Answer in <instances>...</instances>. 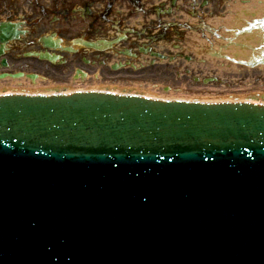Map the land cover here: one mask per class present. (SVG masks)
<instances>
[{
    "label": "water",
    "instance_id": "95a60500",
    "mask_svg": "<svg viewBox=\"0 0 264 264\" xmlns=\"http://www.w3.org/2000/svg\"><path fill=\"white\" fill-rule=\"evenodd\" d=\"M257 104L164 102L102 92L55 97L2 96L0 177L5 170L2 183L10 179L15 182L18 177V183L32 184L35 191L39 180L50 177L57 181L53 175L57 173L55 169L73 172L76 180L69 183L62 178L59 183L66 187H60L57 196L60 202H64L65 197L73 201L70 203L73 209L86 216L83 228L92 231L89 239L84 238V248L89 247L88 251L78 257L74 256L78 254L76 250L72 256L68 254L69 246L76 247V244L64 240L68 245L59 247L53 258L59 251L70 257L62 258L58 264H67L68 258L75 259L74 264H124V260L116 259L123 251L113 250L116 236L111 233L140 232L143 218L152 224V229L170 224L165 230L172 234L161 238L156 248L146 242L125 246V250L132 247V251L140 250L132 264H232L230 261L235 264L244 258L252 261L259 256L249 255L245 245L242 246L244 253L239 255L232 252L211 255L222 248H231L233 244L237 249V242L264 240V105ZM19 146L28 152L21 159L16 158L18 155L14 151ZM38 153L63 158L51 164L43 160L27 162L32 159L30 156ZM127 153L135 155L128 156ZM151 154H158L156 158L159 156L163 163L155 164L150 171H134L131 167L121 173L117 185L112 179L95 183L90 178L89 184L84 185L88 187L87 195L82 200H75L71 189L74 185L73 192L78 193L79 175L94 173L96 169L111 172L106 164H119V160L135 164L150 160ZM164 154L170 155L163 158ZM65 155L70 156L68 159L73 160L74 165L66 164ZM77 156H83V161ZM111 156L119 160H111ZM45 165L53 167L50 173L47 172L49 175L44 174ZM26 175L34 178L22 181L21 177ZM103 185L107 186L108 194L90 193L98 188L100 191ZM9 188V185L0 188V264L23 261L21 247L26 244L19 245L17 239L29 231L36 239L29 246H37L43 241L37 239L41 231L48 234L45 238L50 241L56 240L58 235L65 236L51 232L49 224L38 226L36 222L42 201L53 203L48 194L58 199L52 189L49 193L45 187L29 193L15 187L11 193L14 205H7L1 194ZM53 188L57 190L58 186ZM119 193L125 196L118 199L125 202V206L118 205ZM20 195L23 196L17 204L16 198ZM147 197L152 201L147 202ZM107 202L115 209L112 213L117 216H113H121L117 223L100 216L101 207ZM87 205L95 206L89 209ZM58 206L64 211L62 205ZM125 208L132 217L125 219V214L117 213ZM179 230L186 231L188 234L185 235L189 237L171 243L173 233ZM180 246L181 254L187 255L183 260L177 250ZM260 257L258 264H264V256Z\"/></svg>",
    "mask_w": 264,
    "mask_h": 264
},
{
    "label": "flooded vegetation",
    "instance_id": "af4514ba",
    "mask_svg": "<svg viewBox=\"0 0 264 264\" xmlns=\"http://www.w3.org/2000/svg\"><path fill=\"white\" fill-rule=\"evenodd\" d=\"M183 1L0 0V28L9 25L8 22L18 28L9 43L2 41L0 32V83L19 82L25 76H34L43 77L40 80L44 84L64 83L76 87L78 84L77 89H88L89 86H84L89 85L90 79L102 78L119 84L157 81L156 84L162 85L166 80L161 66L173 62L175 70L171 72L180 74L185 87L203 86L204 78L192 81L198 80L196 75H191L198 69L197 59L181 52L186 44H183L186 29L193 30L194 26L193 21L184 20L183 16L194 15L196 20L202 16L204 21H201L207 27L204 30L212 28L211 36L216 38L218 26L223 30V20L209 21V15L199 7L212 8L219 0ZM254 1L227 2L238 7L239 2L243 5ZM200 24L198 21L196 30L203 32L197 29ZM211 36L202 39L210 41ZM188 40L193 43L197 38L191 36ZM169 51L174 54L167 55ZM41 55L58 56V59L53 61ZM147 66L151 70L142 71ZM77 70L83 75H78ZM202 74L197 71V75ZM76 75L80 79H75Z\"/></svg>",
    "mask_w": 264,
    "mask_h": 264
},
{
    "label": "rangeland",
    "instance_id": "374dc122",
    "mask_svg": "<svg viewBox=\"0 0 264 264\" xmlns=\"http://www.w3.org/2000/svg\"><path fill=\"white\" fill-rule=\"evenodd\" d=\"M227 1L229 0H219V2L212 5V8L208 7V8L202 9L201 7H199L201 11L204 10L209 15L207 16L209 21L216 20V22L220 23V21L223 20L222 21V24L224 25L223 30H221L220 26H218L219 34L221 35V38H215L211 36L212 34L209 35V33H207L209 30L207 31L204 30L207 27L204 26L203 22L201 21L202 19L204 21V18L202 16L199 17L202 19L196 20L197 18L195 17L196 19H194V15L190 16V15L185 14V16H183L182 14L183 19L187 21H193L191 24L194 26H193V30L186 29L187 36L184 38V41H183V44L184 42L186 44H184L185 48H181V52H185L187 55L190 54L193 58L197 59L196 65L198 69L194 70L191 75L192 76L196 75L197 76L196 78H198V80L193 78L192 81L195 82V81H199L200 79L204 78L201 81L203 86L192 89V95H187L183 93V83H181L180 76L176 75V72L174 73L171 72L172 70H175V68H173L174 67L173 62L165 63L167 64L166 66H161L162 67L161 71H164V75H163L164 81L166 80L165 83H163L162 85L156 84L157 81H150L148 83L146 82V84L142 86L136 85L133 88H130V86H127L126 83H122V84L107 83L106 84V83H103L100 79H97V80L90 79L89 85H85L84 87L93 86L97 88L98 87L99 88H114V89L118 88L119 90H122L124 92L130 91L133 93L134 92L151 93V94H155L158 96H166V97H171V96L182 97L183 96V97L212 99V100H219V99H226V100L232 99L233 100V98L241 99V98H252V97H260V96L263 97L262 95L264 94V64L263 63L255 64V62L252 61V58L254 57H245L244 59L239 60L240 56L238 57L237 54L233 55L230 52L228 53L231 54L230 55L231 58L228 56L229 54L223 57H220V58L217 57L218 51L221 49V47H223L222 37L224 35L228 36L232 32V30L228 27V22L230 20V16H231L230 14L232 10H234L235 8ZM255 1L258 4L261 3L259 5L257 4V7L254 8L255 11L253 10L255 14H257L258 8L260 6H263L262 4H264V0H255ZM181 2H184V1L181 0ZM249 5H251L252 7V4H249ZM198 21L201 22V24L197 27V29H201L203 32L196 30L195 26L198 25ZM203 26L205 28H203ZM232 33H231V36H232ZM191 36L193 39L197 38V41L191 43L188 40L189 38H191ZM204 36L206 37L211 36L210 41L209 40L206 41L205 39L203 40L202 38ZM217 43L220 44L219 47ZM183 44L181 45L184 47ZM187 45L191 46V48L188 49V47H186ZM227 51L228 50L226 49V52ZM249 52L250 51H247V53ZM166 54L167 55L174 54V51H169ZM226 56L228 57L226 58ZM246 58H248L249 60H246ZM230 59L232 61H230ZM236 65L239 66L238 70L235 69ZM150 70H151V67L147 66L145 70H142V71L149 72ZM198 70H200L203 73L202 76L197 75ZM233 71H235L236 75L229 76V72L233 73ZM249 73H253L254 75H257L258 78H253L252 80H249V75H248ZM138 75H142V73L138 72ZM241 76H243L244 78H242ZM239 77H241V79ZM222 79L225 81L224 83L220 82ZM39 82H42V81H39ZM39 84L41 85L42 83H39ZM19 85L20 84L17 81H13V82L4 81L3 86H0V91L4 90V88L10 89L11 87H15V86L17 87ZM53 85H54L53 83H46L43 85V88L45 91H47L49 89V87L47 86H53ZM58 85H60L61 88L67 86L66 89L68 88L73 89V88L79 87L78 84H77V87L74 85H65L64 83H61ZM179 85H181V90L180 88H178ZM168 87H170V91L166 92L165 89H167ZM17 88L23 89L24 87L21 86ZM189 88L190 87L186 89H189Z\"/></svg>",
    "mask_w": 264,
    "mask_h": 264
},
{
    "label": "bare ground",
    "instance_id": "6f19581e",
    "mask_svg": "<svg viewBox=\"0 0 264 264\" xmlns=\"http://www.w3.org/2000/svg\"><path fill=\"white\" fill-rule=\"evenodd\" d=\"M238 5L240 6L239 8L235 9L232 14H231V18L228 22V27L232 30V36L231 33L226 36L224 35L222 37L223 42L222 45L223 47H221V49L218 51L217 57H223L227 54H229L228 56L230 57L231 54L233 55H238L239 60L240 59H244L245 57H254L252 58V61L255 62V64H264V56L260 55V51L258 49H254V47L258 46L259 48H261V51H264V23L262 25H258L259 30H252L248 29L247 26H244L248 21H250L252 19L253 16H257V17H264V8L263 6H260L258 8V13L255 14L253 13V8H245L241 6V3L239 2ZM255 14V15H254ZM8 24L10 25H3V27L0 28V32H1V38L2 41L5 43H9L10 40L13 39L15 32H18V28H16L17 26H15V23L13 22H8ZM15 26V27H13ZM10 29V30H9ZM211 30H213L212 28L209 29V31L207 33H209V35L211 34ZM216 38H221L220 34H217ZM244 42H246L245 44H243ZM218 47L220 46L219 43ZM244 48H246V51H250L249 53H245ZM226 49L228 50L226 52ZM230 52V53H228ZM259 53V54H258ZM264 54V52H262ZM258 54V55H256ZM49 55V54H48ZM256 55V56H255ZM44 56V55H43ZM42 56V57H43ZM226 56V58L228 57ZM47 57L46 59H50V60H55L56 58L58 59V56L56 57H51V56H44V58ZM231 58V57H230ZM246 60H249L248 58H246ZM230 61H232L230 59ZM249 63V62H248ZM236 70L239 69V66L236 65ZM78 71V70H77ZM78 75H83L82 73H80V71H78ZM76 75L75 79H80L81 76ZM232 75H236L235 71L229 72V76ZM249 80H252L253 78H258L257 75H254L253 73H249ZM17 77H19L20 75H16ZM242 78H244L243 76H241ZM241 77H239L241 79ZM22 79L24 78L23 76L21 77ZM21 78H17L18 80H21ZM40 78L43 81V77H34V76H25V78L21 81H19L18 83L20 84L17 87H24L23 89H18L16 86L15 87H11L9 88H4V90L0 91V94L2 93H9V92H27V93H33V92H42V93H46V94H50V92H56V91H62L63 88L58 87V86H47L49 87V89L47 91L44 90L43 85L44 83H42L41 85L39 83ZM228 78V77H227ZM223 80V79H222ZM220 82H225L224 80ZM234 80V79H233ZM232 80V81H233ZM16 81V80H14ZM50 81V80H49ZM101 81L103 83H109L112 84L113 81L112 80H107L102 78ZM47 82V81H46ZM255 83V82H254ZM257 85V84H256ZM0 86H3V82L0 83ZM40 87V89H39ZM250 87V86H249ZM86 89V88H83ZM96 89H100V88H96ZM73 89H68L66 90V92H72ZM104 90V89H103ZM109 91H115V92H121V90H115L113 88L108 89ZM137 93L138 95H144L145 98L151 97V98H163V99H169V98H174L175 96H171V97H166V96H158L155 94H151V93H138V92H134ZM263 97H252V98H233V100H251L253 101V103H259L262 104L261 101H264V94H262ZM178 97V96H177ZM178 98H185V97H178ZM187 99H195V98H187ZM195 100H199V98L195 99ZM205 101H207L208 99H204ZM212 100V99H210ZM219 100H223V99H219ZM228 100H232V99H228ZM216 101V100H214ZM213 102V101H212Z\"/></svg>",
    "mask_w": 264,
    "mask_h": 264
}]
</instances>
